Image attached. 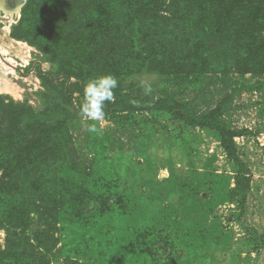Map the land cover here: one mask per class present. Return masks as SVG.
Masks as SVG:
<instances>
[{"label":"rangeland","instance_id":"rangeland-1","mask_svg":"<svg viewBox=\"0 0 264 264\" xmlns=\"http://www.w3.org/2000/svg\"><path fill=\"white\" fill-rule=\"evenodd\" d=\"M24 7L11 16L0 10V79L5 78L0 108L14 104L41 112L32 126L36 135L24 145L53 152L40 159L49 169L39 170L60 183L57 189L51 182L43 187L54 215L51 264H264V59L248 64L240 50L229 52L234 60L226 62L217 56L224 43H217L196 80L162 75L155 62L140 74L116 77L113 94L119 97L165 99L191 116L218 112L231 134V155L218 132L166 111L108 112L102 122L83 118L84 87L95 76L53 46L44 52L25 23L22 31ZM15 42L23 45L20 50ZM58 117L67 120L66 129L55 139ZM42 123L54 127L40 136ZM93 123L97 132L87 130ZM66 135L71 148L62 158L54 145L63 144ZM235 156L245 164V198L237 186ZM3 219L0 250L10 230L16 231Z\"/></svg>","mask_w":264,"mask_h":264},{"label":"trees","instance_id":"trees-1","mask_svg":"<svg viewBox=\"0 0 264 264\" xmlns=\"http://www.w3.org/2000/svg\"><path fill=\"white\" fill-rule=\"evenodd\" d=\"M42 1L51 4L43 5ZM69 1L66 6L63 0H28L22 31L26 32L25 23L37 42L40 40L44 52L53 46L55 53L65 56L91 78L107 74L115 78L132 76L155 62L162 75L174 80H196L204 71L208 56L213 57L217 43H224L217 56L226 62L234 60L229 52L238 55L240 50L246 54L248 64L257 57L264 59V0ZM230 44L238 51L232 50ZM222 55H229L230 59ZM113 96L116 102L105 103L107 114L166 111L176 120L218 132L225 149L233 155L230 142L227 143L231 134L220 123L218 112L191 116L183 105H173L165 99L138 102L129 96L119 97L117 92ZM22 106L0 108L1 215L9 228L16 230L8 233L6 247L0 250V264H51L54 245L49 218L54 215L49 213L43 187L51 182L57 189L60 183L56 177L48 180L39 173L40 169H49L40 159L48 158L53 153L51 149L24 145L29 136L36 135L32 126L41 112ZM60 117L53 123L59 131L53 135L55 139L66 129L67 120ZM18 127L23 128L22 136L17 135ZM53 127L42 123L38 134L43 136ZM69 141L66 135L63 144L54 145L62 158L70 151ZM24 147L27 151L22 150ZM234 160L240 168L237 186L245 198V164L237 156ZM64 264L71 263L66 260Z\"/></svg>","mask_w":264,"mask_h":264},{"label":"clouds","instance_id":"clouds-1","mask_svg":"<svg viewBox=\"0 0 264 264\" xmlns=\"http://www.w3.org/2000/svg\"><path fill=\"white\" fill-rule=\"evenodd\" d=\"M118 85L117 79L110 74L95 77L84 87V100L80 106L79 114L87 120L102 122L105 118V102L112 101L113 89ZM146 91L150 89L146 88ZM89 132H97L95 123L89 125Z\"/></svg>","mask_w":264,"mask_h":264},{"label":"bare ground","instance_id":"bare-ground-1","mask_svg":"<svg viewBox=\"0 0 264 264\" xmlns=\"http://www.w3.org/2000/svg\"><path fill=\"white\" fill-rule=\"evenodd\" d=\"M5 1L6 0H0V10L1 9H4V7H3V5H4V3H5ZM8 1H11V0H8ZM20 2V1H19ZM26 3H27V0H22V2L21 3H19V5H21L20 6V8H18V10L15 12V13H17V14H19V11L21 10V8H23L25 5H26ZM8 15H12V13H8ZM9 31H10V28H8V29H6L5 30V32H7V33H9ZM14 40V39H13ZM14 44H16L17 46H18V49L20 50V48L23 46V45H21L20 43H14ZM3 50L4 51H6V52H17V49H15V48H12V47H4L3 48ZM1 81L3 80H5V78H3V79H0ZM1 88V87H0Z\"/></svg>","mask_w":264,"mask_h":264},{"label":"flooded vegetation","instance_id":"flooded-vegetation-1","mask_svg":"<svg viewBox=\"0 0 264 264\" xmlns=\"http://www.w3.org/2000/svg\"><path fill=\"white\" fill-rule=\"evenodd\" d=\"M21 2H22V0H11V1L6 0L4 5H3L4 10L6 12H10V13H13L14 15H16L17 13H15V12L18 10V8H20L21 5H19V3H21Z\"/></svg>","mask_w":264,"mask_h":264}]
</instances>
